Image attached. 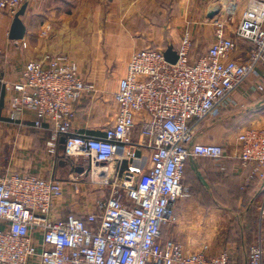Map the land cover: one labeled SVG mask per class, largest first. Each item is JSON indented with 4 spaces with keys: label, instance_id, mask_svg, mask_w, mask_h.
<instances>
[{
    "label": "built area",
    "instance_id": "built-area-1",
    "mask_svg": "<svg viewBox=\"0 0 264 264\" xmlns=\"http://www.w3.org/2000/svg\"><path fill=\"white\" fill-rule=\"evenodd\" d=\"M25 1L0 0V9L15 17ZM231 5L228 16L237 9ZM214 35L208 49L194 56L187 26L176 63L155 47L135 52L114 94L116 121L101 135L74 127L78 102L97 87L68 53L31 59L24 79L7 83L13 91L10 118L34 110V125L50 130L47 153L55 155L64 139L66 156L88 160L92 184L110 186L111 194L90 213L59 217L60 181L0 174V264H238L234 251L210 254L208 243L190 251L163 237L178 220V200L192 197L183 182L187 162L207 157L221 163L230 156L223 144L201 141L199 133L206 121L236 105L235 92L264 64V0H249L235 29L228 19H216ZM244 44L249 48L241 58ZM256 90L263 92L264 85ZM235 147L241 165L252 168L249 179L264 181V128L244 127ZM113 162L118 167L112 175ZM260 209L264 217V203ZM243 264H264L261 238Z\"/></svg>",
    "mask_w": 264,
    "mask_h": 264
},
{
    "label": "crops",
    "instance_id": "crops-1",
    "mask_svg": "<svg viewBox=\"0 0 264 264\" xmlns=\"http://www.w3.org/2000/svg\"><path fill=\"white\" fill-rule=\"evenodd\" d=\"M248 2L26 0L27 8L21 16L26 32L18 40L10 38L14 16L0 9V174L16 171L60 181L64 195L56 201L59 217L70 212L84 215L94 211L99 186L92 184L87 172L91 163L66 156L63 140L55 155L48 154L46 139L50 130L34 125L37 118L34 110L26 109L20 120H12L13 91L7 83L22 81L25 65L31 59L47 53H68L78 62L83 78L97 87L95 93L85 95L78 102L74 127L80 132L101 135L116 121L118 105L114 94L135 52L148 47L162 48L166 44L177 50L189 20H193L192 53L198 56L215 40V20L223 18L229 5L235 4L237 9L244 10ZM44 31L47 33L43 36ZM248 48L249 44L243 45L245 51ZM244 50L241 48L237 55L244 58ZM255 74L235 92L236 105L226 114H217L215 121L205 122L199 133L201 141L225 142L230 156L221 163L207 157L188 161L185 182L193 187L192 197L178 200V220L164 228L163 237L183 243L190 251L199 249L204 243L210 245L214 240L224 241L215 234L213 224L214 214L218 215L222 208H238L234 212L243 214L239 208H261L264 203V181L257 177L249 179L252 168L241 165L235 155V145H228L226 135H222L250 125L264 128V91L256 90V85H264L263 63ZM235 119L236 127L230 128ZM229 138L236 141L235 135ZM228 165L230 172L225 173ZM109 167L113 175L118 163L113 162ZM245 191L250 197L248 204L242 194ZM237 225L241 236L236 233L231 245L236 242L240 251L234 248L233 254L239 264H243L247 255L240 246L245 244V232L239 222Z\"/></svg>",
    "mask_w": 264,
    "mask_h": 264
},
{
    "label": "rangeland",
    "instance_id": "rangeland-1",
    "mask_svg": "<svg viewBox=\"0 0 264 264\" xmlns=\"http://www.w3.org/2000/svg\"><path fill=\"white\" fill-rule=\"evenodd\" d=\"M230 6H232V5H229L226 10H229ZM242 12H243V10L236 9L235 13L232 15L228 16V14H226V13L224 14L223 18L228 19V28L229 29H235L236 28L237 24L239 23V20L241 19ZM193 25H194V21L189 20L188 26H190V28L192 29ZM193 41H194V39H193ZM253 74H254V76H256L255 73H253ZM209 120H208L209 122H211L212 120L215 121V116L213 118H210ZM228 123H230V122H228ZM241 129H243V128H241ZM241 129L237 128V129L233 130L231 133L222 134V135H226L225 139H226V141H228V145L229 144L235 145L236 141H231L229 136L235 135V137H236ZM219 130H221L223 132V130L221 128ZM221 144H223L224 146L225 145L227 146V144L225 142H223ZM226 146H225V149L228 152ZM228 154H230V152H228ZM110 194H111V187L107 185V187L99 188L97 190L95 197H96L97 201H104L110 196ZM178 209L179 208H175L176 215L177 214L179 215ZM214 209H216V208H214ZM254 209H256V210H254ZM254 209L253 208H244L243 210H241L243 212V214H240V212L235 213L234 208H222L223 211L219 212L218 215L214 214L213 224H215V226H216L215 234L220 235V238L224 241H219V242H217L218 240L212 241V243H211L212 246L210 244V250H211L210 253H212V254L218 253V252H221L225 249H228L230 251H234V248H236V250L238 252L240 251L237 244H235L236 242H234V245H231V243L233 244V241L235 238V234H236L235 230L237 228V222H239L242 225V229L245 232V236H244L245 244L240 246V247L243 248V251L246 255H248V253H249L250 246H252V244L254 245L255 243H257L260 240V238L262 239V242L264 243V217L261 216V209L260 208H254ZM255 211H256V214H255ZM237 217L239 218V220L237 219ZM252 217H253V220L257 218V220H256V231L254 233V236H251V231L248 227L249 226L248 222L250 220L252 221V219H251ZM171 226H169V227H171ZM167 231H169V229ZM237 236H241V235L238 234ZM229 243H230V245H228ZM234 253H235V251H234ZM239 263L240 262H238V264Z\"/></svg>",
    "mask_w": 264,
    "mask_h": 264
},
{
    "label": "water",
    "instance_id": "water-1",
    "mask_svg": "<svg viewBox=\"0 0 264 264\" xmlns=\"http://www.w3.org/2000/svg\"><path fill=\"white\" fill-rule=\"evenodd\" d=\"M27 8V4L24 3L18 13L15 15L11 30H10V38L14 40H18L24 37V34L26 32V26L22 20V15L24 14L25 10ZM166 59L170 63H176L179 59V54L178 51L173 47L169 46L165 51H164ZM64 141V139H63Z\"/></svg>",
    "mask_w": 264,
    "mask_h": 264
},
{
    "label": "trees",
    "instance_id": "trees-1",
    "mask_svg": "<svg viewBox=\"0 0 264 264\" xmlns=\"http://www.w3.org/2000/svg\"><path fill=\"white\" fill-rule=\"evenodd\" d=\"M170 46V44H166V46H164V47H162V48H158V49H160V50H162V51H165L168 47ZM193 46H194V41H193ZM193 46H192V49H193ZM230 110H224V111H222L221 112V114L223 113V114H226V113H228ZM236 124H237V120L235 119L234 121H232L231 122V125H229L230 126V128H235L236 127ZM187 164H188V162H187ZM186 164V166H185V170H184V179H183V182H184V184L185 185H187V181L185 182V177H186V175H187V167H188V165ZM229 165L227 166V168H226V172L225 173H228V172H230V170H229ZM225 173L223 174V176H225ZM226 177H227V175H226ZM188 186L189 187H191L189 184H188ZM191 189L193 190V187H191ZM247 190V189H246ZM242 194H244V200L246 201V203L248 204L249 203V201H250V197L247 195L248 193H247V191H245V192H242ZM194 195V194H193ZM251 208H257L256 206H253V207H251ZM234 209H238V208H234ZM244 208H239V211H241V210H243ZM254 210H256V209H254ZM255 214H256V211H255ZM252 219V221L250 220L249 222H248V224H249V229H250V231H251V236H254V233H255V231H256V220H257V218L256 219H254L253 220V217L251 218ZM237 227H239L238 225H237ZM235 232L236 233H238L239 235H241V230L240 229H238L237 230V228H236V230H235ZM242 232H244V230L242 229ZM164 234H165V232L163 231V236H164ZM236 237V236H235ZM235 239V238H234ZM253 245V244H252ZM239 246H240V244H239ZM251 247V246H250Z\"/></svg>",
    "mask_w": 264,
    "mask_h": 264
},
{
    "label": "bare ground",
    "instance_id": "bare-ground-1",
    "mask_svg": "<svg viewBox=\"0 0 264 264\" xmlns=\"http://www.w3.org/2000/svg\"><path fill=\"white\" fill-rule=\"evenodd\" d=\"M235 9V7H233ZM232 8V11H234V9Z\"/></svg>",
    "mask_w": 264,
    "mask_h": 264
}]
</instances>
